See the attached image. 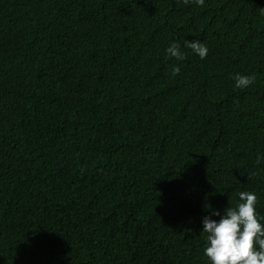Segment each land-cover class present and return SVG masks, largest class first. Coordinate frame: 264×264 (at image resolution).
Here are the masks:
<instances>
[{
  "label": "trees",
  "instance_id": "1",
  "mask_svg": "<svg viewBox=\"0 0 264 264\" xmlns=\"http://www.w3.org/2000/svg\"><path fill=\"white\" fill-rule=\"evenodd\" d=\"M257 156L264 0H0V264H209Z\"/></svg>",
  "mask_w": 264,
  "mask_h": 264
},
{
  "label": "clouds",
  "instance_id": "2",
  "mask_svg": "<svg viewBox=\"0 0 264 264\" xmlns=\"http://www.w3.org/2000/svg\"><path fill=\"white\" fill-rule=\"evenodd\" d=\"M184 4L193 3L203 6L205 0H183ZM183 48L190 49L200 59L207 55L208 48L200 40H184ZM167 58L177 61L185 59L182 46L172 41L165 49ZM174 73L179 67L173 68ZM234 87L244 89L255 82V75H233ZM264 157L257 156L256 162ZM257 196L254 192L240 191L238 202L234 207H227L223 214L213 210L211 216L202 218L201 232L206 234V247L203 254L208 258L209 264H264V217L256 211Z\"/></svg>",
  "mask_w": 264,
  "mask_h": 264
}]
</instances>
